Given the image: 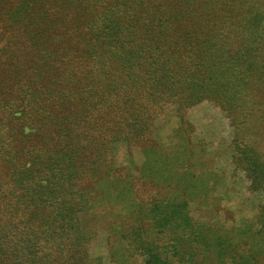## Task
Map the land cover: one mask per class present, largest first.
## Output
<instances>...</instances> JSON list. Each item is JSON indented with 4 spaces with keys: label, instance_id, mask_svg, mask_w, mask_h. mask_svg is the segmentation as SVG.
Wrapping results in <instances>:
<instances>
[{
    "label": "trees",
    "instance_id": "obj_1",
    "mask_svg": "<svg viewBox=\"0 0 264 264\" xmlns=\"http://www.w3.org/2000/svg\"><path fill=\"white\" fill-rule=\"evenodd\" d=\"M204 103L262 195L229 226L190 214L218 205L189 139ZM263 114L264 0H0V264H103L86 214L111 264H264Z\"/></svg>",
    "mask_w": 264,
    "mask_h": 264
},
{
    "label": "rangeland",
    "instance_id": "obj_2",
    "mask_svg": "<svg viewBox=\"0 0 264 264\" xmlns=\"http://www.w3.org/2000/svg\"><path fill=\"white\" fill-rule=\"evenodd\" d=\"M255 100H258L256 90ZM252 95V94H250ZM255 116L260 117V110ZM264 115V114H263ZM188 118L192 124V132L189 139L194 147L203 148L204 161H207L209 168L218 174V181L214 192H210L211 197H216L213 202H218L215 207H205L197 210L195 206H190V214L198 220H206L211 216L225 220L227 226L231 223H238L241 219L249 218L256 213V203L262 199V195L250 192L247 189L249 184L244 173L232 165L231 162V137L233 128L230 121L225 118L217 109L204 103L188 110ZM261 118V117H260ZM263 118V117H262ZM261 131L264 132V119L261 120ZM255 126V124H253ZM179 120L171 107L163 108L161 116L155 122L153 137L164 147H170L179 143ZM258 127V126H257ZM259 134L258 146L264 149V133ZM258 135V134H257ZM258 137V136H257ZM254 140V136L251 141ZM200 144V145H199ZM124 151L118 153L119 160L123 158ZM136 164L143 160L142 154L134 149L132 151ZM89 222L88 228L97 231L95 239L91 243L90 252L92 255L101 257L103 264H111L108 255L106 233L102 228L105 224L90 220L89 214L84 216ZM102 222V221H101Z\"/></svg>",
    "mask_w": 264,
    "mask_h": 264
}]
</instances>
